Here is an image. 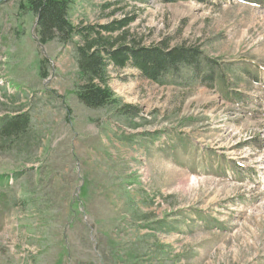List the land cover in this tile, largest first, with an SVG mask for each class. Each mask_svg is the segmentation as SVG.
Here are the masks:
<instances>
[{
    "label": "rangeland",
    "instance_id": "rangeland-1",
    "mask_svg": "<svg viewBox=\"0 0 264 264\" xmlns=\"http://www.w3.org/2000/svg\"><path fill=\"white\" fill-rule=\"evenodd\" d=\"M22 1L0 0V126L30 118L0 136V264H264V0H76L77 28L198 53L162 84L110 65L99 110L80 39L41 46Z\"/></svg>",
    "mask_w": 264,
    "mask_h": 264
},
{
    "label": "trees",
    "instance_id": "trees-1",
    "mask_svg": "<svg viewBox=\"0 0 264 264\" xmlns=\"http://www.w3.org/2000/svg\"><path fill=\"white\" fill-rule=\"evenodd\" d=\"M76 0H23L20 9L30 12L37 19L38 43L45 46L58 42L63 46L76 44L75 59L81 84L75 88L78 101L92 110L116 106L111 90L109 67L118 69L132 67L141 76L155 84H162L170 72L181 68L192 69L198 53L185 47L168 48L165 44L154 47H140L124 30L132 20L112 21L106 26L77 28L71 21L70 10ZM201 0H167L169 3ZM123 31V32H122ZM118 37L114 35L119 34ZM196 72V69H194ZM47 79V74L42 72ZM133 114L132 111H123ZM0 136L10 139L25 134L30 126L28 114L3 120Z\"/></svg>",
    "mask_w": 264,
    "mask_h": 264
},
{
    "label": "crops",
    "instance_id": "crops-1",
    "mask_svg": "<svg viewBox=\"0 0 264 264\" xmlns=\"http://www.w3.org/2000/svg\"><path fill=\"white\" fill-rule=\"evenodd\" d=\"M262 255H264V254H262ZM261 257H262L261 255H257L255 258H253L251 260H255L256 261V259H260Z\"/></svg>",
    "mask_w": 264,
    "mask_h": 264
}]
</instances>
